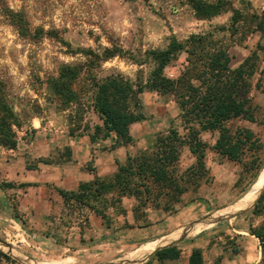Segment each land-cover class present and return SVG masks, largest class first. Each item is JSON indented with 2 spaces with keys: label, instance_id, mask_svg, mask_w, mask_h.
<instances>
[{
  "label": "rangeland",
  "instance_id": "obj_1",
  "mask_svg": "<svg viewBox=\"0 0 264 264\" xmlns=\"http://www.w3.org/2000/svg\"><path fill=\"white\" fill-rule=\"evenodd\" d=\"M197 1L219 5L223 10L200 19L192 0H0V86L17 118V125L12 126L15 148L0 146V251L14 264L66 259L72 264H105L120 253L182 228L169 232L178 225L187 227L210 215L222 220L190 236H206L208 247L218 252L213 260L208 252L207 263L221 264L222 259L244 256L250 242L256 244L258 240L249 234V228L263 226L264 214L252 216L251 209L236 216L232 215L239 211L231 215L223 212L251 189L259 176L253 179L254 168L264 162V51L260 50L264 45V0ZM232 9L240 12L235 26ZM9 11L22 19L23 33L13 24ZM191 35L212 36L227 49L231 69L250 58L249 97L255 121L233 119L225 127L231 132L242 128L253 131L261 144L258 151H246L239 162L228 161L213 150L218 133L200 132L206 145V173L193 186L188 169L195 158L182 147L175 170L177 176L188 179V189L179 203L162 196L151 197L143 206L133 198H122L120 204H97V210L106 215L105 221L90 209L75 203L66 205L59 188L51 184L21 186L24 183L16 181L15 174L23 168L29 171V179H36L38 164H65L70 158L66 140L87 135L89 142L95 135L94 128L101 122L90 106L94 83L117 74L132 82L144 81L151 68L148 52L165 49L172 39L185 42ZM83 50L92 54L86 56ZM105 50L121 55L103 61ZM95 54L100 61L95 60ZM186 58L185 53L178 55L165 68V76L179 77ZM67 65L82 68L73 85L76 99L70 104L51 89L52 81ZM139 99L144 119L130 126L132 143L118 151L119 159H114L111 171L101 178L112 179L128 156L150 153L156 137L168 130L186 133L173 96L145 90ZM101 135L91 142L93 150L117 149L113 134L105 140ZM82 170L97 174L93 158ZM152 223L155 226L148 228ZM252 249L258 258L259 250Z\"/></svg>",
  "mask_w": 264,
  "mask_h": 264
},
{
  "label": "trees",
  "instance_id": "obj_2",
  "mask_svg": "<svg viewBox=\"0 0 264 264\" xmlns=\"http://www.w3.org/2000/svg\"><path fill=\"white\" fill-rule=\"evenodd\" d=\"M192 1V7L200 19H209L223 10L219 5ZM232 12V25L235 26L239 23L240 12L235 9ZM9 16L18 31L23 33L22 19L18 18V14L9 11ZM260 50L264 51V45ZM82 52L86 56L92 54L85 50ZM181 53L187 56L183 72L176 79L166 77L165 68ZM104 55L101 60L106 61L115 56L120 57L121 54L105 50ZM147 56L151 68L146 80L132 82L117 74L94 83L90 88V106L101 122V125L95 126V135L90 137L91 142L96 141L98 135L102 134L101 140H105L113 134L115 148L130 145L133 141L130 126L144 119L139 112V95L145 90L174 97L186 133L181 135L177 129H170L166 134L157 136L154 150L150 153L142 152L136 157L128 156L125 164L118 166L110 180L94 175L92 181L79 183L75 191L57 190L66 205L75 203L90 209L103 221L106 220V215L102 209L97 210L96 205L106 206L108 201L120 204L122 198H133L138 203L142 202L143 206L151 197L159 199L170 196L169 201L173 204L179 203L180 197L188 189V179L186 181L183 176H177L175 170L182 147H187L195 158V164L188 169L192 174V181H195L193 186L196 187L206 173V145L200 139V132H217L218 138L213 150L232 162H239L246 151H258L261 147L259 139L250 129L242 128L231 132L225 127V123L233 119L240 118L252 123L255 121L249 97V80L252 75L250 58L245 59L237 68L231 69V58L227 49L208 35H191L185 42L172 39L165 49L150 51ZM93 57L97 62L100 61L98 55ZM139 65L142 64L138 63ZM81 71L79 65L64 66L58 78L51 83L55 95L64 99L66 104L76 99L73 85ZM16 125L17 118L0 86V146L15 148L12 126ZM44 164L49 163L44 161ZM263 167L264 162H259L254 168V180ZM6 186L12 187V184ZM249 213L256 217L264 214V190ZM249 234L259 242L261 260L257 264H264V224L258 228L250 227ZM180 254L181 249L175 244L156 251L152 260L164 264L166 261L178 259ZM3 261L14 264L0 251V262ZM188 264H204L201 249L192 250Z\"/></svg>",
  "mask_w": 264,
  "mask_h": 264
},
{
  "label": "crops",
  "instance_id": "obj_3",
  "mask_svg": "<svg viewBox=\"0 0 264 264\" xmlns=\"http://www.w3.org/2000/svg\"><path fill=\"white\" fill-rule=\"evenodd\" d=\"M34 122L35 120H32V123ZM35 124L39 126L40 122L36 120ZM88 138L89 137L87 135H84V136H77L74 138H70L68 139V141L66 140V145L70 151V158L66 160L65 164L62 165L38 164V166L35 167L37 169L34 170L38 175V178L36 179H32V178L29 179L28 178L29 175L27 174L29 171L23 168L22 170H20L18 174H15L16 181L18 180L21 183L30 184V185H35V183L51 184L52 186L59 188V190H63L66 187L65 191H75L79 183L89 182L93 180L94 178L93 173H89L87 171L82 170L83 165L86 164L88 161H91L92 158L94 162V167L97 171L96 175L98 177L108 175L109 170L111 171L113 165H115L114 159L115 158L119 159L118 151L124 149L125 147H118L117 149L109 150V151H101L100 149L96 150V148L93 150L92 146L94 147V145L93 143H91L90 140L88 142ZM92 153H96V155H93ZM41 173H44L45 175L41 176ZM154 224L152 223V226L150 225L148 226V228L154 227L155 226ZM179 227H183V226L178 225L177 227L171 229L169 232ZM166 236L167 235L165 236L161 235L160 238ZM209 242L210 240L206 236H201V237L193 236V238L190 236L185 237L177 244V246H179V248L181 249V254L179 258L172 261H166L164 264H188L189 256L193 249H201L204 259V264H210V262L207 263L205 260L206 254L208 252L211 253L212 260L213 257H217L219 254L218 252L214 251L213 247H208ZM255 245L253 241H251L249 247H246L244 256L238 255V256H234L233 258L222 259L221 264H257L260 257V247L258 241L256 242ZM252 246H254V250L257 249L259 250L258 258L255 252L253 251ZM152 261L155 262V264H159L155 260H152V255L148 257V260L144 264H149Z\"/></svg>",
  "mask_w": 264,
  "mask_h": 264
},
{
  "label": "bare ground",
  "instance_id": "obj_4",
  "mask_svg": "<svg viewBox=\"0 0 264 264\" xmlns=\"http://www.w3.org/2000/svg\"><path fill=\"white\" fill-rule=\"evenodd\" d=\"M264 187V167L262 168L257 181L251 187V189L246 193L244 198L237 202V204L233 205L232 208L226 209L223 212V215H227L233 213L234 211H243L244 209L250 207L256 198L259 196L260 192ZM219 212V211H218ZM228 217V216H227ZM220 219V218H219ZM225 219V218H224ZM208 226L202 223H196L191 228L182 227V229H178L166 237L158 238L156 240L150 241L145 245H141L137 248H134L130 252L120 253L119 256L113 257L105 264H140L141 261L149 256L153 255L157 250H161L164 248H169L175 244H178L183 238L196 235L206 229ZM165 236V235H164ZM66 259V258H64ZM68 264L72 262L69 259L60 260V261H45L39 262L38 264Z\"/></svg>",
  "mask_w": 264,
  "mask_h": 264
},
{
  "label": "water",
  "instance_id": "obj_5",
  "mask_svg": "<svg viewBox=\"0 0 264 264\" xmlns=\"http://www.w3.org/2000/svg\"><path fill=\"white\" fill-rule=\"evenodd\" d=\"M261 170H262V169H261ZM259 173H260V172H259ZM257 176H258V175H257ZM256 178H257V177H256ZM255 180H256V179H255ZM254 182H255V181H254ZM252 185H253V184H252ZM252 185H251V186H252ZM263 190H264V187H263L262 191L260 192L259 196L262 194ZM245 194H246V193H245ZM245 194H244L240 199H238L236 202H238V201H240L242 198H244ZM259 196L256 198V200L254 201V203H253L250 207H248V208L244 209L243 211H240V212H238V213H236V214H234V215H232V216H236V215H238V214L245 213V212H247L248 210H250V209L253 207V205L255 204V202L257 201V199L259 198ZM232 216L227 217V218L229 219V218H231ZM227 218H225V219H227ZM220 220H222V219H215V218L212 217V215H210L209 217H207V218H205V219H202V220H200V221H198V222H196V223H202V224H204V225H206V226H210V225H214V224L218 223ZM196 223H194V224H196ZM194 224H192V225H190V226H187V227H188V228H191ZM157 251H158V250H157ZM147 260H148V259H146L142 264H144Z\"/></svg>",
  "mask_w": 264,
  "mask_h": 264
}]
</instances>
